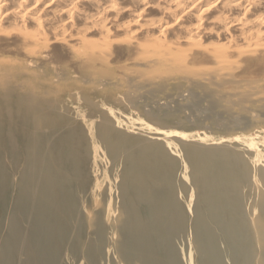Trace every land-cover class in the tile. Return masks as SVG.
<instances>
[{
    "label": "bare ground",
    "instance_id": "1",
    "mask_svg": "<svg viewBox=\"0 0 264 264\" xmlns=\"http://www.w3.org/2000/svg\"><path fill=\"white\" fill-rule=\"evenodd\" d=\"M155 2L0 0V264H264V173L228 153L250 142L130 133L18 77L169 88L162 106L191 86L225 121L264 120V0H166L142 20Z\"/></svg>",
    "mask_w": 264,
    "mask_h": 264
},
{
    "label": "rangeland",
    "instance_id": "2",
    "mask_svg": "<svg viewBox=\"0 0 264 264\" xmlns=\"http://www.w3.org/2000/svg\"><path fill=\"white\" fill-rule=\"evenodd\" d=\"M154 1H156L155 6L142 15V20L147 16L149 19H154L156 15L159 14V9L164 7L166 3V0ZM117 2L120 5H125L122 1ZM116 23L117 21H110L106 26L108 28L109 35L112 36L113 39L124 37L121 35L122 33L119 32L120 34H118V32H116ZM93 32L88 33L90 35V39L96 37V32H94L95 35ZM91 33L93 34L91 35ZM39 70H36L34 75L27 78L24 74H20L18 77L22 82H30V85H36L39 82L40 87L38 90L46 92L51 91L53 94L60 93L61 96L71 95V108L81 111L84 114L92 113L89 108H91V105L97 104L98 107L102 109L101 113H103V115L101 117L107 118L111 122L122 124L123 127H125L130 133L134 132L133 127L130 126H134V130H145L147 133H155L157 129L165 128L166 130L173 132L178 138L205 142L212 145L213 148H216V150H220L219 147L221 144H230L229 141L235 143V139L250 142L251 145L255 147L256 152L228 153H235L238 158H241L242 153L247 155L253 154L256 161L255 166H258V169L264 173L263 118L259 122L251 123L242 119L240 120V118L237 120L233 119L225 121L222 119L223 116L219 114V108L213 106L211 103L209 104L205 100L203 101L202 97L201 100H199L200 96L196 97L193 95L190 97L191 94L189 93L194 94L197 92V90L191 86H180V88H177L182 91L183 94L185 93L188 95V100L183 101L181 104L173 103L168 106H162L156 104V102H165L168 96L173 93V91L169 88H148L145 85L132 91V89L130 90L129 88L123 87L116 93L115 87L108 86L103 88L94 86L92 83L94 79L98 81V77H83L81 79L83 85L79 88H66L65 85H59L60 81H64L63 83H66L69 79H71H67L68 75L65 72L58 73L55 71L54 73L44 71L43 69ZM73 74L74 73H71L69 75L74 76L75 74ZM134 78H136L138 82L142 83V81H148L149 77L148 75H143L135 76ZM158 80L156 79L154 81ZM117 88L119 89V86ZM192 98H194V100H192ZM119 99L121 101H119ZM119 102H122V104H118ZM188 102H190L191 105ZM200 102L203 103V105H201ZM252 108H255L254 110L256 111H254V113L256 114H264V107L259 108L258 105V107ZM248 112H253V109L250 110V108H247L244 112H242V115L240 114V116L243 117V115H246ZM221 120L222 122H220ZM227 149L230 150L229 148ZM94 176H97V172L94 173Z\"/></svg>",
    "mask_w": 264,
    "mask_h": 264
}]
</instances>
